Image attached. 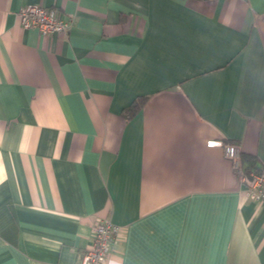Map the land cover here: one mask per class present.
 <instances>
[{
    "label": "crops",
    "instance_id": "0c3cea01",
    "mask_svg": "<svg viewBox=\"0 0 264 264\" xmlns=\"http://www.w3.org/2000/svg\"><path fill=\"white\" fill-rule=\"evenodd\" d=\"M31 4L69 31L23 29ZM208 140L264 163V0H0V264H78L104 218L109 264H264Z\"/></svg>",
    "mask_w": 264,
    "mask_h": 264
},
{
    "label": "built area",
    "instance_id": "2783aa9c",
    "mask_svg": "<svg viewBox=\"0 0 264 264\" xmlns=\"http://www.w3.org/2000/svg\"><path fill=\"white\" fill-rule=\"evenodd\" d=\"M16 15L23 29L36 28L41 36L65 34L71 26V21L64 18L56 7L31 4L18 9ZM206 145L222 149L243 192L251 200L264 204V163L257 170H245L238 144L208 140ZM120 230V226L111 220L99 219L92 228L90 246L78 255V264H109L110 245L120 234Z\"/></svg>",
    "mask_w": 264,
    "mask_h": 264
},
{
    "label": "trees",
    "instance_id": "16d2710c",
    "mask_svg": "<svg viewBox=\"0 0 264 264\" xmlns=\"http://www.w3.org/2000/svg\"><path fill=\"white\" fill-rule=\"evenodd\" d=\"M145 100H146V96H139V97H136L135 99H133L132 102L127 107H125L123 109V111H122L123 115L127 119L132 118L141 109ZM226 142H228V141H226ZM241 163H242V166L245 170H250V169L257 170L260 167L257 165V162L253 157L246 155L242 152H241Z\"/></svg>",
    "mask_w": 264,
    "mask_h": 264
}]
</instances>
